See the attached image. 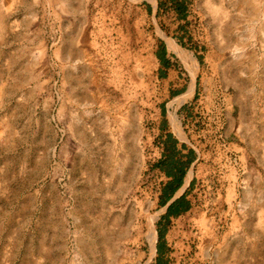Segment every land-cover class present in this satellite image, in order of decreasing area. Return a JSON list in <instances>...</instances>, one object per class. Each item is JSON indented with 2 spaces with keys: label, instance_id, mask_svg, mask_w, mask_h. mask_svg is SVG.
Instances as JSON below:
<instances>
[{
  "label": "rangeland",
  "instance_id": "374dc122",
  "mask_svg": "<svg viewBox=\"0 0 264 264\" xmlns=\"http://www.w3.org/2000/svg\"><path fill=\"white\" fill-rule=\"evenodd\" d=\"M248 2L0 0V264H264V0ZM219 125L220 150L203 133ZM168 134L211 154L170 219Z\"/></svg>",
  "mask_w": 264,
  "mask_h": 264
},
{
  "label": "trees",
  "instance_id": "16d2710c",
  "mask_svg": "<svg viewBox=\"0 0 264 264\" xmlns=\"http://www.w3.org/2000/svg\"><path fill=\"white\" fill-rule=\"evenodd\" d=\"M171 2L175 10H177L178 13H181L182 11L179 9L181 5L178 3V0H171ZM179 16L184 17L183 15ZM159 59H161L162 64L166 67L169 65L168 62L163 60L160 56ZM161 145L162 155L154 165V168L163 173L165 177L169 178V181H167L160 190L159 204L164 207L181 187L186 172L194 161V154L193 151L190 150L185 154L181 153V150H186V145H182L181 149L177 150V140L174 139L171 134L165 136V139L161 141ZM189 191H185L179 199L167 208L165 215L166 219L178 217L181 213L187 210L188 203L185 200V197ZM163 232L160 231V241L163 240Z\"/></svg>",
  "mask_w": 264,
  "mask_h": 264
},
{
  "label": "crops",
  "instance_id": "0c3cea01",
  "mask_svg": "<svg viewBox=\"0 0 264 264\" xmlns=\"http://www.w3.org/2000/svg\"><path fill=\"white\" fill-rule=\"evenodd\" d=\"M174 10H175V8H174ZM175 12L178 14V11L177 10H175ZM178 16H179V14H178ZM161 58H163V60H165V61H167L168 63H169V61L165 58V55H164V52H163V54L162 55H159ZM159 56H158V60L160 61V63L162 64V62H161V59H159ZM163 65V64H162ZM162 72V71H161ZM162 74V78L163 77H165V73L164 72H162L161 73ZM169 74H170V76H173V72H171V71H169ZM181 107H183L182 105H180L179 106V108H181ZM220 125L219 126H217V127H209V129H207V131H205V132H203V133H214L213 134V138H214V142H215V145H216V147L220 150V147L221 146H225V143H224V140H220V133L218 132V130H220ZM183 129H184V127L182 128V132L184 133V131H183ZM190 131H188V133H189ZM217 133H219L218 135H217ZM185 134V133H184ZM164 137H165V135H164ZM173 137H175V139L177 140V145H176V147H177V150H180L181 149V147H182V145H186V150H181V153L182 154H185L188 150H190V151H193V154H194V161L191 163V165H190V167H189V169H194L196 166H198L199 164H200V160H202V158H205L206 157V155L208 156V157H210L211 156V154L208 152L206 155H205V153H204V151H198V150H196V148H195V146L194 145H192L190 142H188V140H187V138L186 139H183L182 137H180L179 135H174L173 134ZM221 141V142H220ZM201 142L200 141H198V142H196V146L198 145V147H202V146H204V144H200ZM204 143H205V141H204ZM206 143H208V141L206 142ZM205 143V144H206ZM228 148H232L233 149V151H234V157H235V159H234V161L236 160V159H240V154L242 153V148L240 147V146H238V144H235V143H229L228 144ZM205 150V149H204ZM161 153H160V156H159V158H161V155H162V150L160 151ZM219 155H221V154H219ZM230 160V159H229ZM224 161H225V164H224V167H223V172H222V177H223V181H224V183L221 185V188H223L225 191H230V190H232V189H234L235 188V186H236V179H235V174H236V169H235V167L234 166H232L231 165V162H227V157L226 158H224ZM236 163V162H235ZM188 169V170H189ZM188 170H187V172H186V175H185V177H184V179H183V183H182V185H181V187L176 191V193L174 194V200L172 201V203L173 202H175L177 199H179L184 193H185V191H189V187H190V181H188V180H186L185 178H186V176H187V174H188ZM163 174V173H162ZM163 176H165L164 174H163ZM167 181H169V178H167V177H165V182L162 184V186L164 185V184H166L167 183ZM190 192V191H189ZM189 192H188V194H189ZM188 194L186 195V197H185V200L187 201V203H188V205H187V210L185 211V212H183V213H181L180 215H182V214H184V213H186L187 211H189L190 209H191V203H190V201L188 200ZM172 197V198H173ZM171 198V199H172ZM170 199V200H171ZM169 200V201H170ZM168 201V202H169ZM167 202V203H168ZM171 203V204H172ZM170 204V205H171ZM169 205V206H170ZM168 206V207H169ZM165 211H167V209L165 210ZM179 215V216H180ZM178 216V217H179ZM172 218V217H171Z\"/></svg>",
  "mask_w": 264,
  "mask_h": 264
},
{
  "label": "bare ground",
  "instance_id": "6f19581e",
  "mask_svg": "<svg viewBox=\"0 0 264 264\" xmlns=\"http://www.w3.org/2000/svg\"><path fill=\"white\" fill-rule=\"evenodd\" d=\"M246 2H248V1H250V3L249 4H253L254 2H255V0H245ZM246 4V3H245ZM179 99V98H178ZM201 226L203 227V228H205V226H209V223L203 218L202 220H201ZM150 227V230H149V233H150V235H149V241L151 242V244L153 245V241L155 240V233H154V228H153V226H149ZM152 252H153V250H152Z\"/></svg>",
  "mask_w": 264,
  "mask_h": 264
},
{
  "label": "water",
  "instance_id": "95a60500",
  "mask_svg": "<svg viewBox=\"0 0 264 264\" xmlns=\"http://www.w3.org/2000/svg\"><path fill=\"white\" fill-rule=\"evenodd\" d=\"M175 198L173 197L164 207H165V210L168 208V206L172 203V201L174 200Z\"/></svg>",
  "mask_w": 264,
  "mask_h": 264
}]
</instances>
